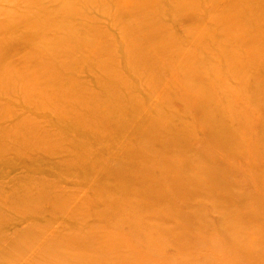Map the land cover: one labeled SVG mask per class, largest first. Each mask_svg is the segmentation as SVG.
Masks as SVG:
<instances>
[{
  "label": "rangeland",
  "instance_id": "1",
  "mask_svg": "<svg viewBox=\"0 0 264 264\" xmlns=\"http://www.w3.org/2000/svg\"><path fill=\"white\" fill-rule=\"evenodd\" d=\"M80 1L82 0H77V2L75 0H0V125L4 124L5 127H10L7 129L11 130V133L4 137V143L0 145V264H48L46 262L48 258H62L63 252L68 251L70 247L58 246L51 238L53 235L61 237V231L67 228L66 226L77 223L79 226L77 234L80 236L77 237V243L90 244L89 241L92 240L89 237L85 239V236H88L87 233L91 231L89 227L92 225H107L109 221H112V218L116 217L118 222L113 225L115 229L127 226V223L120 221L128 220L129 215L123 209L135 210V218L144 221V218L149 217L153 224L164 228L163 235L160 233L161 236L155 237L154 240L160 243L165 241L167 245L165 251L173 253L175 248L180 247L179 239L176 236L177 225L194 221L198 218L194 212L199 210L203 212L201 208L210 212L213 200L218 198L213 199L210 196L223 195L225 191L233 192L237 185L234 177L240 181L242 176L240 171L251 167H248L249 155H246L250 154L246 150L251 141H247V143H239L245 149L243 156L233 159L230 164L235 167V170L229 168L227 162H219L215 159L213 165L215 175L208 177V173H200L202 169L208 167L210 160L214 159L212 157H216L219 153L224 155L216 148L211 149L207 143L198 145L197 139H190L191 136H203L201 131L193 130L195 127L191 125V128L186 131V134L191 136L178 140L177 143L158 135L174 131V135L170 134L172 137L181 134V130L175 127L171 128L165 123L147 124L146 114L160 122H163L162 116L167 115L168 117L164 119L166 123H169L179 116L176 111H166L165 107L156 109L147 103H142L143 115L140 128H137V125H131L136 122H126L127 120L120 119L119 103L130 105L132 110H135L136 96L127 98L126 95L121 94L125 88H121L118 92L119 95L113 94L103 102L101 98L108 97L106 91L110 89L108 82L105 81L107 74L99 70L100 68L114 67V72L124 77L128 75L131 79L132 75L129 71L133 69L134 63L122 62L118 57L125 51L137 48L141 42L138 36H143V32L132 24L143 13L134 12L130 8L125 10L126 0H105L107 5L101 4L103 10L101 8L94 10L89 1L85 3L84 0L82 4ZM153 1L164 4L167 9L172 6L173 2L170 0H139V3L143 4L141 11L150 10L154 18L165 25L163 28H166L167 39H172V44H174L167 45V50L173 51V48L177 47L180 48L182 55L187 53L185 51H196L206 59L214 60L221 57L211 44V39L216 36L221 37V34L218 33L215 26L212 27L209 16L225 13L226 0H205L209 7L213 5V11L210 13L202 0H185L183 3V6H196L197 10L194 11V14L209 21L204 24L210 36L204 40L194 34L186 37L190 31L193 32L197 25L194 15V18H189L184 15L183 11H169L163 15L159 10L152 11L151 7L147 8L146 4L151 5ZM121 5H124L121 8L122 11H120ZM117 8L119 11L116 10ZM211 9L210 7L209 10ZM234 11L236 10L234 9ZM236 14L234 17L242 18L243 16L238 12ZM67 26L74 34L78 35L82 31L87 40L93 41L95 46H97L96 41L102 44L105 47L102 57L93 55L91 45L90 47L81 46L77 42V53L80 55L77 53L68 54L65 44L72 47L74 36L68 37ZM226 27L229 28L230 23H227ZM250 28L251 25L245 26L242 31L233 29L231 35L238 36L244 32L255 43L263 46L264 31L261 29L262 31L247 32ZM33 33L39 36H35ZM31 34L33 35L31 36ZM231 35L229 39H234ZM224 38V36L221 37L223 40ZM131 39H134L136 44H131ZM258 40L262 43H259ZM155 42L153 40L151 45H155ZM58 43H63L65 48L59 49V53L55 54L56 50L51 48ZM156 44L158 47L162 46L158 42ZM237 48L244 49L241 45H238ZM61 50H65L63 55L68 54L69 57L61 58ZM165 55H167L166 52L154 51V56ZM80 56L81 58L87 57L90 62L81 65L85 68V73L79 75L81 67L77 66V62ZM188 59L184 58L185 61L181 62L195 64L199 60L196 57ZM116 60L118 63H114ZM247 62L251 65L250 63L253 61L248 60ZM97 63H104V67H97ZM64 65H68L69 68L66 70L70 69V72L69 74L65 73L62 77L58 71L64 69L62 67ZM53 70H55L54 73ZM196 70V66L191 68L189 74L193 75ZM98 71L102 72V82L90 80L91 83H87L86 87L78 84L80 79L94 77ZM171 73L172 71L168 69L163 72L164 77L158 83L171 79ZM57 74L58 78L63 81L54 82L53 89H64L59 100L67 102L75 98L77 104L83 105L81 110L77 111L73 101L69 103L70 106L64 108V105L57 107V102L53 103L48 98L40 97L41 93L47 91V84L57 79L55 78ZM231 74L239 77L241 72L232 69ZM212 75L211 79H206V85L228 82L225 79L227 75L220 77L215 71ZM137 76L135 75L132 80L138 82ZM144 88L140 83V87H135V92L143 95L146 92ZM211 88L215 90L214 87ZM175 90L169 87L166 91L173 93ZM204 91L205 88L201 87L191 88V92L208 102L209 99L201 97V93ZM236 91L235 88L226 91L228 96L234 98V101L228 100L230 108H234L233 103L241 105L253 101V98L248 94L233 96ZM161 93V91H152L149 96L150 102L157 104L163 99ZM93 94H98L101 98H95ZM260 96L261 94L258 98ZM223 99L225 100L227 97H223ZM42 104L47 105L50 111L42 112ZM253 104L260 108L255 101ZM19 107L28 109L21 111ZM142 110L140 109L141 112ZM181 110H183V114L194 112V108L186 107H181L177 111ZM112 112L118 113L117 120L122 123L116 129L112 124L113 117L110 114ZM208 115L214 122L220 123L225 120L226 125L234 127V121L230 115L221 113L220 109L214 113L209 112ZM232 115L237 116L236 113ZM20 117L24 118V122L16 124L15 122H18ZM243 119L247 121L248 127L255 128V132L264 138V127L258 120L254 122L251 118ZM184 120L189 123H198V120H194L192 116ZM38 125L45 130L37 131ZM103 126H112V128L103 129ZM17 128L21 129L17 130ZM17 133L25 136L29 142L26 143L18 138L14 141V136L16 137ZM194 133L197 135L195 136ZM208 138L210 137L208 136ZM31 142L34 145H39L41 149H34ZM161 144L166 148H162ZM260 146L264 147V139ZM155 149L174 156V159L163 163L161 170L159 168L162 162L158 161L160 156L155 152ZM190 155H195L201 160L190 158ZM8 156L9 158H7ZM184 159H189L188 166L182 164ZM257 161L263 163L264 157ZM34 167L44 174L47 173L43 178L48 180L45 183L48 185L46 191L39 187L41 184L38 185L37 182L43 179L40 178V175L33 173ZM231 171H235V174H230ZM130 175L135 176L136 180L141 182L139 186L130 188L127 184L117 180L112 179V183L109 181L111 176L119 180L122 178L121 181H124ZM151 177L163 185H172L175 181L182 182L188 178L187 189L193 193L186 198L174 195L168 188H161L158 193L150 183ZM113 184H119L127 189L124 191L125 194L128 190L137 192L139 195L140 193L148 194V196L138 198L143 201L141 205L143 212H140L133 202L125 201L122 197H113L111 192H108V189L113 188ZM86 186L95 190L88 191ZM241 190L246 193L250 192L251 188L243 185ZM253 190L257 195V189L253 188ZM63 191L68 195L74 194L73 199L66 202L67 208H71L72 211L85 202L86 205L94 204L98 208L108 210V213H96L92 207L88 206L85 207L86 218L77 214L75 218L71 219L72 217L66 215L64 211L56 208L60 204L58 199L55 207L47 203L46 200ZM160 194L165 195L167 200L159 199ZM101 195L102 198H100ZM139 195L136 194V196ZM226 199L228 200L224 196L220 198L221 201ZM253 201L255 202V197L247 196L244 204L248 205ZM39 202L43 204L40 211L19 215L18 210L23 205L33 206L34 203ZM123 203L126 204V207ZM153 207L155 209H152ZM168 209L173 211V215L178 212L179 215L188 218L176 219L172 215L169 217L160 216L159 213L162 210ZM15 212L18 214L17 216ZM206 214L204 210L203 216L205 217ZM197 226H199V222ZM127 228L136 231L138 225L134 224ZM26 233L30 234L27 244L21 239V235L24 236ZM37 233H42L39 235L43 237L44 242H38V239L34 237ZM93 241H97L95 237H93ZM91 256L95 257L96 254H91Z\"/></svg>",
  "mask_w": 264,
  "mask_h": 264
},
{
  "label": "bare ground",
  "instance_id": "2",
  "mask_svg": "<svg viewBox=\"0 0 264 264\" xmlns=\"http://www.w3.org/2000/svg\"><path fill=\"white\" fill-rule=\"evenodd\" d=\"M75 1L77 2V0ZM85 1V3L89 1L92 5V7H90L94 10L100 8L103 10V6L107 5L105 0ZM126 1L127 4L125 5V10L130 8L134 12L143 13L142 16L137 18L132 25L139 31L141 30L144 37L138 36L141 39V42L137 48L125 51L123 55L118 57L122 60V62L127 61L129 64L134 63L133 69L129 71L132 75L131 79L128 75H125L124 77L114 72V67L100 68L99 71L102 70V72L104 71L107 74L105 81L108 82V88L110 90L106 91L108 93V97L101 98L98 94H93V96L95 98H101L102 101L105 102L107 98L111 97L113 94L119 95L118 92L120 89L125 88L121 91V94L126 95L127 98H133L136 96L137 105L134 108L135 110H132L130 105H125L120 102L119 117L120 119L127 120L126 122H136L131 125H137V128H140V124L142 122V103H147L156 109H162L165 107L166 111H176L179 116L177 119H174L169 123H166L164 119L165 117H168L167 115L162 116L163 122H160L146 114L148 117L147 124H155V122L165 123L171 128L175 127L181 130V134L172 137H170V134L174 135V131H167L163 135H158L162 138L164 137L176 141L177 143L178 140L187 139L191 136L186 134V131L191 128V125L195 127L193 130L197 129L201 131L203 136H196L197 133H194L196 137L191 136L190 139H197L198 145L207 143L211 146V149L216 148L219 152L224 153V155L219 153L216 157H212L214 159L210 160L208 167L200 171V173H208V177L215 175L213 173L215 170L213 167L215 159L219 162H227L228 166H230L229 168H233L232 170H235V167L230 164L233 159L242 157L245 151V149L239 145L240 142L247 143V141H251L249 148L246 150L250 153L246 155H249L248 167H251L240 171L242 173L240 181L234 177L237 185L233 192L225 191L223 195L210 196L213 199H216V197L218 198L213 200L210 212H208L205 208H201L203 212L205 210L207 213L205 217L203 216L202 211H195L194 215L198 217L196 218L198 220L195 219L190 223L177 225L176 236L177 239H179L180 247L175 248L173 253H171L172 251L169 253L165 251L167 247L165 241H161L160 243L154 240L155 237L163 235L164 228L153 224L149 220V217L144 218V221L135 218V210L123 209V211L129 216L128 220L120 221L127 223V226L121 228L117 227L115 229L113 225L118 222L116 217L112 218L111 222L109 221L110 224L108 222L107 225L103 226L99 224L92 225V227H89V230L91 231L87 233L88 236H85V239L89 237V239L92 240L89 241L90 244H87L86 242L77 243V237H80L77 234V227H79L77 223L66 226L67 228L61 231V237L55 234L51 238L58 246H66L70 248H68V251L63 252L61 255L62 258H48L46 262L48 264H264V162L258 163L257 161L258 159L264 157V147L261 148L260 146V143H262L264 138L255 132V128L248 127L247 121L243 119L251 118L254 122L258 120L264 127V45L262 46L261 44L255 43L248 37V34L245 35L244 32L238 36L231 35L233 29L242 31V29L248 25H251V28L248 29L247 32H254V30L260 31L261 29L264 31V0H226L225 5L227 7H224L225 13L222 12L215 16H209L212 27L215 26L218 33L221 34V37H225L224 40L217 36L211 39L212 46L215 47L221 55V57H217L214 60L203 58V56L198 54L196 51H185L187 53L182 55L180 48L175 47L173 48V51L167 50V45L172 44L173 40L167 39L165 34L166 28H163L165 25H162L158 19H155L150 10L144 9L141 11L143 4H140L139 0ZM170 1L173 2V4L168 9L164 6V4H159L155 1H153L151 5L146 4V6L147 8L151 7L152 11L154 9L159 10L163 15L169 11H183L185 13L184 15L189 18H192L194 15L195 18H193L196 20L197 25H195L196 27H194L193 32L190 31L188 33L189 35L186 37L194 34L195 36L199 35L204 40L206 37L210 36L207 27L204 24L209 21L207 19H201L199 16L194 14V11L197 10L196 6H183L185 0ZM83 2L84 0L80 1V4ZM202 2L205 4V7H207L209 13L210 11H213V5H210L212 9L209 10L210 7L205 3V0H202ZM101 4L103 6H101ZM123 7L124 5H121L120 11H122L121 8ZM234 9L236 11H234ZM116 10L119 11L118 8ZM237 12L239 15H243L242 18L239 16L234 17V15H237ZM226 22L230 23L229 28L226 27ZM52 26H54V24H52ZM67 28L69 34L68 37L74 36V44L72 47L65 44L68 54L72 55L77 53V42L81 46L85 45L90 47L91 45L93 55H97V57L100 56L99 58L102 57L105 52V47L102 44L96 41L97 46H95L93 41L87 40L82 31L77 35L72 32L69 26H67ZM135 33L133 34L135 35ZM157 33H159V35H157ZM33 34H31V36ZM230 35L233 36L234 39H229ZM35 36L39 35L35 34ZM153 40L162 46L158 47L156 42L155 45H151ZM134 42L136 41L131 39V44H136ZM258 42L262 43L259 40ZM238 45L243 46L244 49H238ZM65 47L63 43H58L51 49L56 50L55 54H58L59 49ZM61 51V58L69 57L68 54L63 55L65 50ZM154 51L166 52L167 55L154 56ZM78 54L80 55V53H77V55ZM191 57L199 58L198 62L195 64H184L181 62L185 61L184 58L189 60L188 58ZM248 60H251V62L253 61L250 63L251 65L247 62ZM88 62L90 61L87 57L81 58L80 56L77 62V66L81 67L79 75L81 73H85V68L81 65ZM114 63H118L117 60ZM96 66L104 67V63H97ZM195 66L197 70L193 75H190V69ZM62 67L64 69H60L58 72L61 73L63 77L65 73L68 72L69 74L70 69L66 70V68H69L68 65H64ZM167 69L172 71L171 79H168L167 81H160L158 83V81L164 77L163 72ZM232 69L241 72V75L238 77L231 74ZM64 70L65 72L63 73ZM99 71L94 75V77L90 76L88 79H80L78 84L86 87L90 80H93V82H102V72ZM178 71H180V73H178ZM214 71L220 77L227 75L225 79L228 82L206 85V79H211ZM54 72L55 70H53V73ZM135 75H138V82L132 80ZM55 78L57 79L52 80L47 84V91L41 93L40 97L48 98L53 101V103L57 102V107L64 105V108L70 106L69 103H72L73 101L75 102L74 104L77 107V111L81 110L83 105L77 104L75 98L68 100L67 102H61L59 100V96L62 94L61 92H63L64 89L59 88L55 90L53 89V86L54 82H62L63 80L58 78V74ZM140 83L146 90L143 95L135 92V87H140ZM169 87L176 90L173 93H169L166 91ZM192 87L205 88V91L201 93V97L209 99L210 102L209 100L208 102H205L200 98V96L191 92ZM211 87H214L215 90H212ZM231 88H235L237 90L233 96L235 94H248L253 98V101L260 106V108H257L253 104V101L249 104L241 105L233 103L234 108H230L229 101H234V98L232 96H228L226 91ZM154 90L161 91V95H163V99L158 101L157 104H152L149 98L150 93ZM259 94H261L260 98H258ZM77 97L79 98V96ZM223 97H227V99L224 100ZM181 107L194 108V112L183 114V110L177 111ZM27 109L28 108L19 107V110L21 111H25ZM217 109H220L223 114L227 113L230 115V118L234 121V127L226 125L225 120L220 123L212 121L213 119L208 114L209 112L214 113ZM41 110L42 112L50 111L49 107L44 104H42ZM235 113L237 114L236 117L232 115ZM110 114L113 117V127L115 129L120 127L122 123L117 120L118 113L112 112ZM191 116L194 120H198V123H189L184 120L185 118H191ZM23 122L24 118L20 117L19 121L15 123L22 124ZM7 128L10 127H5L4 124L0 125V145L4 143V137L11 133V130ZM102 128L109 129L112 128V126H103ZM18 129L21 128H17V130ZM44 130L45 129L42 126L38 125L37 131ZM17 134L18 135L16 137L14 136V141L18 138L26 143L29 142L25 136H22L19 133ZM208 136L210 138H208ZM31 143L34 149H41L39 145H34L33 142ZM161 147L166 148L162 144ZM232 147H234V149H232ZM43 148L45 149V147ZM155 152L160 156L158 161L162 162L159 168L160 170L164 162L174 159V156H169L166 152H163L160 149H155ZM7 158H9V156ZM190 158L201 160L195 155H190ZM182 164L184 166H188L189 159H184ZM130 166L131 165L129 164V168ZM34 168L33 173L40 175L41 179H43L47 174L37 170L36 167ZM230 174H235V171H231ZM112 179L125 183L130 188L139 186L141 183L136 180L133 175L126 177V180L124 181H121L122 178L119 180L111 176L109 179L110 183H112ZM47 182V179H43L39 180L37 183L38 185L41 184L39 187L43 191H46L48 185H45V183ZM188 182L189 179L185 178L182 182L175 181L172 185H163L161 182L158 183L153 177H151L150 181L152 187L156 189L158 193L161 188H168L172 190L174 195H180L185 198L189 197L188 195L193 193L187 189ZM243 185H247L251 188V191L246 193L242 192L241 188ZM86 187L88 188V191L95 190L90 186ZM217 188L224 189L223 187ZM253 188L257 189V195L254 193ZM125 190L127 189L119 186V184H113V188L108 189V192H111L113 197L118 196L122 197L125 201L127 200L129 202H133L135 207L140 212H143V207L141 206L143 201L138 200V198L148 196V194L140 193L139 195V193L131 192L130 190L126 191L125 194ZM136 194L139 196H136ZM222 196L227 197L228 200L226 199L225 201H221L220 198ZM247 196H253V198L255 197V202L253 201L251 204L245 205L244 200ZM73 197L74 194L68 195L65 191H63L59 195L48 197L46 200L47 203H50L53 207H55L58 199L60 204L56 208L64 211L66 215L72 217L71 219L75 218L77 214L86 218L87 213L85 212V207L88 206L92 207V210L96 211V213H108V210L98 208L94 204L86 205L85 202L81 203L76 210L72 211L71 208H67L66 202L71 201ZM100 198H102V195ZM158 198L167 200L165 195L162 194H160ZM123 205L126 207L125 203H123ZM42 207L43 204L40 202L34 203L33 206L27 204L23 205L18 212L19 215L32 214L40 211ZM152 209L155 208L153 207ZM15 214L16 216L18 215L16 212ZM159 214L163 217H169L172 215L176 219L188 218L184 215H179L178 212L173 215V211L169 209L164 211L162 210ZM198 222L199 226H197ZM134 224L138 225V229L136 231L127 228L128 226ZM39 234L42 233H37L34 237L38 239V242H44L43 237H40ZM29 235L30 234L28 233L24 234V236L21 235V239L25 244L29 243ZM93 237H95L97 241H93ZM47 250L50 251L49 249ZM91 254H96V256L92 257Z\"/></svg>",
  "mask_w": 264,
  "mask_h": 264
}]
</instances>
